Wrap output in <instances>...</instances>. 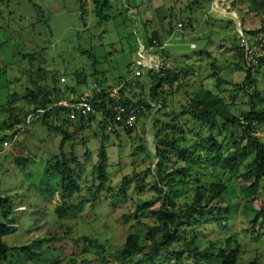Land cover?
Segmentation results:
<instances>
[{
    "label": "rangeland",
    "instance_id": "374dc122",
    "mask_svg": "<svg viewBox=\"0 0 264 264\" xmlns=\"http://www.w3.org/2000/svg\"><path fill=\"white\" fill-rule=\"evenodd\" d=\"M80 1L0 0V198L10 201L13 208L8 217L13 230L2 238L9 252L0 264H135L138 255L120 254L125 237L131 232L145 233L146 224L154 222L150 215L135 216L139 200L155 197L154 179L146 171L153 169L152 158L141 151L133 154L141 138L154 151L152 115L142 114L128 133L96 112L83 129L62 124L71 132L63 142L59 130L49 129L42 116L33 115L37 103L25 98L31 90L46 84L64 90L76 82L73 73L80 71L87 84L79 90L92 89L95 80H105L109 89H124L128 83L127 94L144 98L152 79L143 63L152 58L150 67L157 66L159 59L166 68L159 91L168 93L167 102L158 117L166 121L186 111L178 121L191 139L196 134L207 135V125L197 123L188 108L189 99L201 86L221 90L225 100L233 102L235 115H243L251 105L246 93L215 79L242 81L244 69L236 49L239 31L264 22V6L256 5L241 27L239 13L231 7L235 0H108L109 17L100 22L92 2L83 0L82 10ZM153 32L162 47L154 42L149 50L144 42ZM254 49L258 55L263 53L257 45ZM252 75L259 91L252 103L264 111V65ZM240 121L245 123L243 118ZM215 135L221 142L230 140L226 151L245 144L248 137L243 128L234 125L219 127ZM253 135L264 142L263 120L256 123ZM101 146L108 155V179L105 190L95 191ZM61 150L78 158L73 166L81 192L70 198H62L60 175L50 169ZM250 159L247 156L246 161ZM125 178L129 184L124 191ZM196 180L223 182L226 190L215 202L228 211L225 228L205 223L202 232L201 226L193 227L199 248L215 237L219 238L217 247L233 248L235 243L225 240L234 236L240 245L241 264L252 260L264 264V223L258 213L264 192L247 202L240 189L242 181L201 165L188 177L175 208L191 202ZM69 205L80 209L75 215L58 217L57 210ZM159 206L156 203L150 211ZM252 221L260 233L257 239L251 237ZM190 234L191 230L182 234L172 246L178 259L161 254L155 264H194L185 247ZM35 241L39 243L35 247L38 257L32 260L18 247Z\"/></svg>",
    "mask_w": 264,
    "mask_h": 264
},
{
    "label": "trees",
    "instance_id": "16d2710c",
    "mask_svg": "<svg viewBox=\"0 0 264 264\" xmlns=\"http://www.w3.org/2000/svg\"><path fill=\"white\" fill-rule=\"evenodd\" d=\"M90 1L93 4V12L98 17L99 22L107 20L109 17L108 11L111 9L109 1ZM190 1L197 2L198 0ZM200 1L207 2L211 0ZM256 5L264 6V0H235L231 2V7L239 13L241 27L246 25V16L253 12ZM80 6L82 10L85 9L83 0L80 1ZM82 15H84V11ZM188 19L190 20V18ZM166 30H168L167 25ZM242 31L253 48L257 45L263 50L261 55L256 54L254 51L257 57V64L251 67L246 66L244 51L240 47L238 39L237 56L244 69V78L240 82L226 81L221 77H216L215 80L222 86L228 85L236 91L246 93L251 98V105L240 117L232 113L231 106L233 102L225 100L221 90H212L201 86L189 99L188 108L197 123L202 126L207 125V135L205 136L196 134L194 139L188 137L178 121V117L185 114L186 111H181L166 121L158 117L167 102L168 93L159 91L162 84V75L166 68L162 65L161 70L158 72L148 69L152 82L147 97L153 102L160 103V108L152 114V143L154 151H150L143 142L144 139L141 138L143 141L133 154L135 155L138 151H141L152 158L153 169L150 167L146 171L154 179L153 190L155 197L139 200L135 208V216L139 218L150 215L154 222L146 224L145 233L131 232L125 237L120 254L123 257L138 255V260L135 264H155L156 259L161 254L175 255L178 259L179 254L172 251V246L182 234L186 235L190 230V236L187 240L184 239L186 240L185 247L191 252L194 264H241L238 261L240 245L234 236H230L225 240L226 244L233 241L235 243L233 248L229 246L217 247L219 238L215 237L214 240L208 241L207 246L200 249L196 242L198 233L193 229L194 226L202 227L205 223L211 227L220 226L225 228L227 226L223 221L226 220L228 211L215 202L226 190V185L223 182L203 183L196 180L191 202L188 205H184L183 208H175V199L186 186L188 177L201 165L212 167L223 173L233 174L239 181H242L240 189L247 202L264 192V142L253 135L256 123L264 121V111L258 110L252 103V97L259 95V91L255 90L254 87L256 81L253 78L252 71L264 65V22L258 27L245 28ZM154 42H157V45L162 47V43L155 32L151 33L150 36L148 35L144 43L147 49L149 48L150 50ZM238 64L236 61L235 66L238 67ZM72 77L76 82L67 85L64 90L50 88L46 84L31 90L25 96L28 101L37 103L33 115L42 116V123L49 129L59 130L63 136V142L70 138L71 132L63 129L62 124H66L67 127L68 125H73L77 129H83L86 124H89L95 118V114H91L85 122L81 119L71 121L66 117L67 109L56 104L59 100L68 97L70 93L77 94L80 91V87L87 84L86 77L80 71L74 72ZM94 84L96 88L92 90L91 103L95 113L101 112L104 120L107 123L110 122L111 126L114 123L118 127H123L122 122L116 120L115 112L112 110L113 105L116 104L130 106L143 102L146 111L142 114H151L150 106L144 102L145 97H139L135 93L133 95L126 93L125 90L128 83H125V88L119 89L118 94L115 96L110 91V86L106 84L105 80H95ZM39 96L41 99H39ZM241 118L245 120V123H241ZM233 125L243 128L244 134L248 136L247 142L243 145L236 144L231 150L226 151L230 140L219 141L215 135V130L219 127ZM124 129L128 133L133 130L125 127ZM189 131L194 133L192 129ZM87 154L86 152L85 155ZM247 156H251L249 161H246ZM98 159L95 168L98 185L95 191L105 190L108 179V155L103 146L99 149ZM77 164L78 158L73 156V152L67 155L61 150L50 167L52 171L60 175L62 198H70L73 194L81 192V186L73 166ZM128 184L129 180L125 178L121 190L125 191ZM179 186L181 187L179 188ZM156 203H160L159 208L157 211L151 212L150 208ZM12 209L10 201L0 198L2 214L0 219L1 263L7 260L9 252V247L3 242L2 238L13 230L12 227L8 226V217ZM79 209V206L69 205L63 209H58L57 216L64 218L69 214L75 215ZM258 213L264 223V199ZM252 224L251 237L257 239L260 233L255 228L256 223L252 221ZM201 231L204 232L203 227ZM37 245L39 246V243L35 241L33 244L18 247V250L33 260L38 257V254L35 253ZM160 264H165V262ZM248 264L257 263L252 260Z\"/></svg>",
    "mask_w": 264,
    "mask_h": 264
},
{
    "label": "built area",
    "instance_id": "2783aa9c",
    "mask_svg": "<svg viewBox=\"0 0 264 264\" xmlns=\"http://www.w3.org/2000/svg\"><path fill=\"white\" fill-rule=\"evenodd\" d=\"M238 39L239 45L244 51L246 66L251 67L252 65L257 64V57L254 54V48L251 46L250 41L241 29L239 31ZM141 49H143V47ZM143 60L145 62V56ZM151 63L152 58L150 59L149 63L145 62L143 64L147 65L149 69H153L154 71L158 72L161 70L162 64L160 63L159 59L157 60L158 65L154 68L150 67ZM139 64L141 65L142 63ZM93 88H96L95 84H93L92 89L84 87L77 94L70 93L68 97L59 100L56 104L67 109L66 117L69 120L72 121L76 119H81L85 122L88 120L91 114H95V110L91 103ZM110 91L114 94V96L118 94V89L116 88H112L110 89ZM144 102L151 108L150 115H152L155 111L160 108V103L153 102L149 97H145ZM112 110L115 112L116 120L121 121L123 127L134 129L136 127L139 117L142 115L143 112L146 111V107L143 102L136 103L135 105L130 106L116 104L113 105Z\"/></svg>",
    "mask_w": 264,
    "mask_h": 264
}]
</instances>
